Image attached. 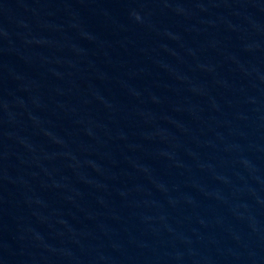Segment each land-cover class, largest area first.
<instances>
[{"label":"water","instance_id":"95a60500","mask_svg":"<svg viewBox=\"0 0 264 264\" xmlns=\"http://www.w3.org/2000/svg\"><path fill=\"white\" fill-rule=\"evenodd\" d=\"M0 264H264V0H0Z\"/></svg>","mask_w":264,"mask_h":264}]
</instances>
